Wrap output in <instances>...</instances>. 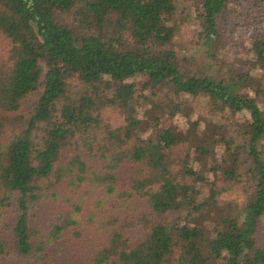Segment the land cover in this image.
I'll list each match as a JSON object with an SVG mask.
<instances>
[{
  "label": "trees",
  "instance_id": "16d2710c",
  "mask_svg": "<svg viewBox=\"0 0 264 264\" xmlns=\"http://www.w3.org/2000/svg\"><path fill=\"white\" fill-rule=\"evenodd\" d=\"M0 42V264H264V0H0Z\"/></svg>",
  "mask_w": 264,
  "mask_h": 264
},
{
  "label": "rangeland",
  "instance_id": "374dc122",
  "mask_svg": "<svg viewBox=\"0 0 264 264\" xmlns=\"http://www.w3.org/2000/svg\"><path fill=\"white\" fill-rule=\"evenodd\" d=\"M237 21V19L235 20ZM234 21V22H235ZM254 26V25H253ZM194 26L191 24L182 25V34L184 36L189 35V30L192 29ZM249 32V27L247 26H240L236 23L231 26L230 30L226 31V33L229 35L230 39L228 43H226L225 46H223L221 52L224 53H230L231 57H236L241 63L244 62L245 55H244V47L246 45V35ZM243 36L242 44H236L237 39L240 36ZM236 44V45H235ZM3 44L0 42V46ZM193 54L196 58V66L200 71H205L209 67V60L205 54L204 48L202 46H196L193 50ZM141 77H136L135 81L138 83L141 81ZM106 92V89L104 90ZM246 92V90L244 89ZM130 105L135 108L138 115L142 118H144L145 123L143 126V129L139 131V134L142 137H150L152 139L157 140L158 136V127L160 125V122L157 120H152L146 118V113L148 111V100L143 96L141 91L136 87L130 100ZM109 117L106 119L107 121H110L113 124H118L121 120V117L117 113H109ZM200 115L201 117L208 118L211 120H217V121H223L222 119L215 117L210 114L208 108L204 107L202 104H199L196 106V116ZM175 122L178 127L181 130H185L187 127V118L182 113H177L173 117H168L166 122ZM56 122H61L60 120H56ZM63 124V123H62ZM223 152V146L221 144H218L216 147V157L214 160V164H218L220 162V157ZM189 164L198 171V177L193 181V188L195 191L200 195H205L207 193L208 187H209V181L212 178V174L209 170L201 169L200 162L195 159H191ZM228 201L234 203L240 204L242 201V195L239 192L234 191H228L225 194H223L220 198L219 204L224 205ZM47 207V206H46ZM45 210H41V212L38 213L39 215V222L42 224H46V221L49 219ZM218 209V208H217ZM213 215L217 212L216 208L213 209ZM217 214H219L217 212ZM47 225V224H46ZM260 232H264V217L261 219V225L259 228ZM62 250V249H61ZM63 255V254H62ZM78 254L71 249L68 250L63 257L60 258L59 262L61 264H78Z\"/></svg>",
  "mask_w": 264,
  "mask_h": 264
}]
</instances>
